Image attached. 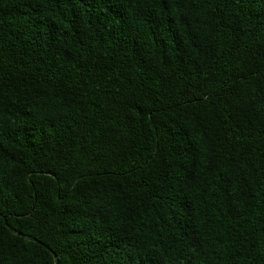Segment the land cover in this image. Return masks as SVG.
Instances as JSON below:
<instances>
[{
  "label": "trees",
  "instance_id": "trees-1",
  "mask_svg": "<svg viewBox=\"0 0 264 264\" xmlns=\"http://www.w3.org/2000/svg\"><path fill=\"white\" fill-rule=\"evenodd\" d=\"M0 264H264V0H0Z\"/></svg>",
  "mask_w": 264,
  "mask_h": 264
}]
</instances>
